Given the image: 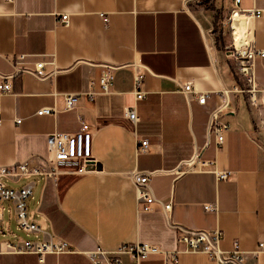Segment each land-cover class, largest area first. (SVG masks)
Segmentation results:
<instances>
[{
    "label": "crops",
    "instance_id": "0c3cea01",
    "mask_svg": "<svg viewBox=\"0 0 264 264\" xmlns=\"http://www.w3.org/2000/svg\"><path fill=\"white\" fill-rule=\"evenodd\" d=\"M0 0V74L15 69L18 55L24 65L46 62L54 75L37 78L27 71L15 74L12 90L0 92V165L26 161L35 165L46 153L51 131H74L81 120L92 127L94 171L52 177L24 175L5 185L18 188L32 182L28 216L41 230L18 227L13 204L2 202L0 264H93L89 252L100 245L114 250L134 242L178 248L176 261L163 252L138 261L128 253L124 264H217L203 252L176 243V229L163 210H144L128 176L134 170L162 169L149 184L163 201L173 200L172 221L190 228H219V247L237 241L246 264H264V106L249 105L247 94L231 92L229 108L220 117L229 122L221 145L208 135L209 112L222 87L240 83L234 58L226 46L231 37L224 24L230 0ZM242 8H262L249 23L254 45L264 49V0H241ZM61 13L68 24L56 23ZM105 18L107 20L105 21ZM111 66V67H110ZM112 70L110 91L102 92L100 75ZM142 72V99L134 94V71ZM254 73L264 96V55L257 54ZM93 99L79 96L65 109V94L89 89ZM190 82L206 92L204 103L181 91ZM135 105V124L126 108ZM43 106L49 114H37ZM21 118L20 122L15 121ZM146 136L148 149L137 152V139ZM195 149L213 159L219 170L174 169ZM185 166L181 164V168ZM204 203L215 205L205 209ZM66 239L76 251L14 252L6 244L25 239Z\"/></svg>",
    "mask_w": 264,
    "mask_h": 264
},
{
    "label": "built area",
    "instance_id": "2783aa9c",
    "mask_svg": "<svg viewBox=\"0 0 264 264\" xmlns=\"http://www.w3.org/2000/svg\"><path fill=\"white\" fill-rule=\"evenodd\" d=\"M241 0H232L233 4L226 15L225 26L231 37L229 44L226 46L227 52L234 58L236 73L240 76L241 82L234 83L231 87H222L217 92L218 103L209 112L208 118V135H214L216 148H218L224 139V133L229 129V122L220 117L221 112L229 108L231 92H244L247 94L249 105L255 106L259 102L264 106V96L262 89L258 86L254 73V60L257 54L264 55V49L257 48L252 40L249 31V23L262 13V8H242ZM243 20L245 27L240 33L239 39L235 36L234 24L237 20ZM107 18H105V21ZM56 23L67 25L68 14L61 13L56 18ZM111 67V66H110ZM27 71L37 78H46L54 75L56 67L47 68L46 62L42 60L35 61L33 65H24L23 55H18L15 69L11 73L0 74V92H10L12 90V77L19 73ZM113 79L112 70L104 71L99 77V84L102 92L110 91ZM142 72L134 71V94L135 99L139 100L144 97L145 91L141 88ZM89 89L81 92L65 94V109H70L78 103L79 96L82 94L88 99H93L96 91L90 89L93 78L89 79ZM181 91L187 96L193 94L200 103H204L207 93L199 92L192 87L190 82L184 83ZM52 107H40L37 114H49L53 112ZM126 117L135 124L138 120L135 105L126 108ZM1 120V119H0ZM21 118L15 121L20 122ZM92 127L85 120H81L78 129L74 131L54 130L48 133L46 140V153L40 157L35 165H28L24 161L9 165H0V231L2 229L1 211L2 202L10 201L13 204V210L16 215L18 227L27 232H38L41 227L28 216L27 199L32 194V182H27L18 188L7 186L2 178L13 181L19 180L24 175H40L43 178L52 177L55 183L58 182L59 175L62 173L81 175L94 171L96 159L92 153ZM136 146L137 152H144L148 149L149 139L146 136L139 137ZM181 164L185 167L181 168ZM162 169L152 170H134L128 173L134 188L135 196L144 210H150L159 207L166 215L168 223L176 229V243L181 244L185 250L193 252H203L217 264H246L244 252L240 249L238 242L234 241L231 249L223 250L219 247V242L223 237V232L219 228H190L181 223L172 221L170 211L173 200L163 201L156 197L149 184L152 174L159 173ZM177 173L184 171H213L216 178H225L229 172L219 170L213 159L202 157V151L195 149L193 155L182 160L174 169ZM212 203H204L205 209H213ZM264 245L263 241L259 243L258 249ZM6 246L14 252H34L39 254V259H43L46 252H72L76 247L66 239H25L21 242L7 243ZM1 250V246H0ZM163 252L167 255L168 260L176 261L178 248H164L158 244L148 242H134L119 245L114 250H109L96 246L89 252V257L93 264H124L118 258L119 253H128L131 259L138 261L151 253Z\"/></svg>",
    "mask_w": 264,
    "mask_h": 264
},
{
    "label": "bare ground",
    "instance_id": "6f19581e",
    "mask_svg": "<svg viewBox=\"0 0 264 264\" xmlns=\"http://www.w3.org/2000/svg\"><path fill=\"white\" fill-rule=\"evenodd\" d=\"M245 27V22L241 19L237 20V22L234 24V29H235V36L237 39L240 37L241 31Z\"/></svg>",
    "mask_w": 264,
    "mask_h": 264
},
{
    "label": "rangeland",
    "instance_id": "374dc122",
    "mask_svg": "<svg viewBox=\"0 0 264 264\" xmlns=\"http://www.w3.org/2000/svg\"><path fill=\"white\" fill-rule=\"evenodd\" d=\"M227 2H226V5H228L229 4V2H230V0H226Z\"/></svg>",
    "mask_w": 264,
    "mask_h": 264
}]
</instances>
